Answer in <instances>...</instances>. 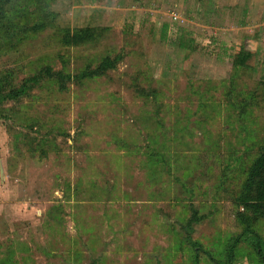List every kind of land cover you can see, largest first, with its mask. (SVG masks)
<instances>
[{"label": "rangeland", "instance_id": "rangeland-1", "mask_svg": "<svg viewBox=\"0 0 264 264\" xmlns=\"http://www.w3.org/2000/svg\"><path fill=\"white\" fill-rule=\"evenodd\" d=\"M262 147L264 0H0V264L223 262Z\"/></svg>", "mask_w": 264, "mask_h": 264}, {"label": "trees", "instance_id": "trees-1", "mask_svg": "<svg viewBox=\"0 0 264 264\" xmlns=\"http://www.w3.org/2000/svg\"><path fill=\"white\" fill-rule=\"evenodd\" d=\"M90 31L91 29L85 28L78 32L83 36H90ZM250 57H252V52L243 50L235 56L233 64L235 66H245ZM25 86L26 85L23 83L19 88L11 89V92L7 93L6 96L11 94H13V96L18 95L23 92L22 89H24ZM238 200L244 208L243 212H237L236 214L237 220L243 226L242 231L228 241L225 249L226 252L222 260L223 262L215 260L211 255H209V259L214 264H231L235 257L237 244L249 239L253 243V249L258 260L264 264V243L262 237L254 228L256 222L264 217V147L260 148L245 174ZM192 219H195L194 215ZM197 263L198 259L195 255L194 264Z\"/></svg>", "mask_w": 264, "mask_h": 264}]
</instances>
